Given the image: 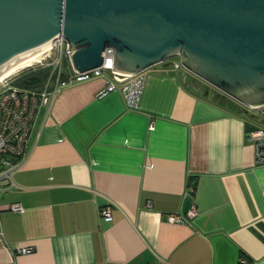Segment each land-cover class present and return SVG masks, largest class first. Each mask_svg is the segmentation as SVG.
<instances>
[{"label": "crops", "instance_id": "0c3cea01", "mask_svg": "<svg viewBox=\"0 0 264 264\" xmlns=\"http://www.w3.org/2000/svg\"><path fill=\"white\" fill-rule=\"evenodd\" d=\"M178 59L147 69L137 108L99 95L109 72L64 70L0 180V264H264V162L246 138L264 121L186 87Z\"/></svg>", "mask_w": 264, "mask_h": 264}, {"label": "water", "instance_id": "95a60500", "mask_svg": "<svg viewBox=\"0 0 264 264\" xmlns=\"http://www.w3.org/2000/svg\"><path fill=\"white\" fill-rule=\"evenodd\" d=\"M60 35L77 71L107 46L124 73L178 56L194 92L210 85L232 111L264 106V0H0V74Z\"/></svg>", "mask_w": 264, "mask_h": 264}, {"label": "built area", "instance_id": "2783aa9c", "mask_svg": "<svg viewBox=\"0 0 264 264\" xmlns=\"http://www.w3.org/2000/svg\"><path fill=\"white\" fill-rule=\"evenodd\" d=\"M56 49L54 58L51 57L53 49ZM51 58V61L47 59ZM69 60L68 79L85 80L93 76L109 72L111 79L100 90L99 95L118 88L122 93L125 104L129 108H137L142 96L145 82L148 76L147 69L136 73H124L114 69L113 49L110 46L102 51L100 65L77 71L70 61V47L63 36H58L53 41L52 48L38 61L42 67H49L50 71L39 88L22 87L14 82V78L7 77L0 81V180H7L8 185H13V173L21 166L29 151L30 135L37 114L43 107L49 106L52 98L59 90L60 84L66 81L62 79V59ZM47 61V62H46ZM174 68L183 67L180 59L172 62ZM257 112L259 118L264 121V106L249 108ZM246 138L254 145L256 155L260 162H264V126L248 130ZM2 186H0V189ZM12 210H21L20 203L11 204ZM100 216L109 221L112 219V205L106 204L99 208ZM170 221H177L178 215L167 216ZM29 247H19L18 252H29ZM161 264H166L162 262Z\"/></svg>", "mask_w": 264, "mask_h": 264}, {"label": "rangeland", "instance_id": "374dc122", "mask_svg": "<svg viewBox=\"0 0 264 264\" xmlns=\"http://www.w3.org/2000/svg\"><path fill=\"white\" fill-rule=\"evenodd\" d=\"M47 52L48 51H46L44 54H46ZM55 53H56V49L54 48L52 50V53H51V57L52 58H54ZM173 57L177 58V56H173ZM173 57H170V58H173ZM47 61L48 62L51 61V58L47 59ZM39 67L40 68L42 67L41 64L39 62H35L34 64H32V65H30L28 67H25V68L19 70L18 72L14 73L10 77L14 78V82L15 83H18L23 78H25L31 71H33L34 69H37ZM69 68H70L69 60L66 57H63V59H62V69L65 70V72H68L69 71ZM208 90L209 91H213L215 93V95L218 96L216 89H214L212 86L208 85ZM238 106L240 108L246 110L247 113H248V115H252V117H254V119H258L259 120V116H258V114H257L256 111H254L253 109H249V108L247 109L246 107L242 106L241 104H239Z\"/></svg>", "mask_w": 264, "mask_h": 264}, {"label": "trees", "instance_id": "16d2710c", "mask_svg": "<svg viewBox=\"0 0 264 264\" xmlns=\"http://www.w3.org/2000/svg\"><path fill=\"white\" fill-rule=\"evenodd\" d=\"M49 71V67H39L31 71L25 78L16 84L27 88H39L46 79Z\"/></svg>", "mask_w": 264, "mask_h": 264}, {"label": "bare ground", "instance_id": "6f19581e", "mask_svg": "<svg viewBox=\"0 0 264 264\" xmlns=\"http://www.w3.org/2000/svg\"><path fill=\"white\" fill-rule=\"evenodd\" d=\"M52 46H53V41L51 40L50 47L47 48L45 51H43L41 54H39L37 57H35V58H33V59H31V60H29V61H27V62H25V63H23L21 65H18V66L14 67V68H12L10 70H7V71L1 73L0 74V81L5 79V78H7V77H10L11 75H13L14 73L18 72L19 70H21V69H23L25 67H28V66L34 64L35 62L40 61V59L43 57L44 53L46 51H49L52 48Z\"/></svg>", "mask_w": 264, "mask_h": 264}, {"label": "flooded vegetation", "instance_id": "af4514ba", "mask_svg": "<svg viewBox=\"0 0 264 264\" xmlns=\"http://www.w3.org/2000/svg\"><path fill=\"white\" fill-rule=\"evenodd\" d=\"M203 84V83H202Z\"/></svg>", "mask_w": 264, "mask_h": 264}]
</instances>
